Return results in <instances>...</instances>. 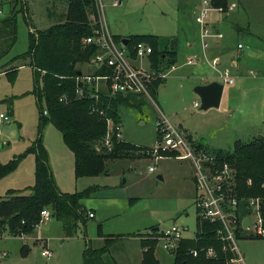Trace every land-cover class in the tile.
<instances>
[{
  "label": "rangeland",
  "instance_id": "obj_1",
  "mask_svg": "<svg viewBox=\"0 0 264 264\" xmlns=\"http://www.w3.org/2000/svg\"><path fill=\"white\" fill-rule=\"evenodd\" d=\"M64 1L20 0L15 9L16 40L6 53V42L0 35V70L16 68L0 74V113L9 116L8 121L0 123V164L17 161L16 166L0 178V197H5L9 190L30 192L35 182V154L25 152L40 140L59 191L73 194L88 186H97L89 198L80 200L86 209L93 210L95 217L87 218L85 227L78 221L72 235H67L62 223L52 215L49 221L38 224L34 232L27 236H11L4 232L0 235V264H83L86 247L103 246L104 239L98 238V225L103 236L120 237L106 259L115 257L120 263L134 264V247L138 242L132 236L136 233L148 232L152 227L161 231L173 224L187 226L186 237L193 236L196 231L194 167L191 160L171 156L155 159L143 149L156 145L158 135L160 137L157 133L158 120L166 117L177 128L180 123L184 124L197 139L214 142L213 147L221 148L224 152L233 150L235 140H252L264 132V0H227V4L236 2L238 7L228 13L211 11L206 17L207 26L212 15L221 17L220 30L226 37H231L235 46L239 41L244 47V93L242 85L240 89L230 92V102L242 106L238 107L242 109L236 110L232 116L228 112L230 104L226 110L224 104L218 109L207 110L194 106L195 101L200 105V98L194 92L198 84L194 83L197 73L193 72L192 67L198 63L211 67L210 61L213 59L197 54L189 56L198 58L193 64L185 59V31L179 29L177 21L184 13L183 7L177 3L181 0H154L156 5L153 6V0H131L130 7L118 13L110 0H101V15L113 38L112 33L116 30H127V36L156 32L162 36V44H166L168 37L175 34L179 56L181 60L185 59L186 65L168 71L158 85L157 97L152 96L151 92L150 97L136 94L130 99V105L119 107L121 128L120 135L115 137L142 147L133 152L134 158L108 160L106 174L79 178L74 174L73 153L64 143L61 133L49 121L41 124L39 105L44 108V102L38 103L34 93L42 88L41 75L36 82L29 59L20 58L28 51L29 33L54 24L56 19L48 16V9H53L55 4L53 11L57 13L63 8L61 5ZM0 2L1 21L11 13L14 5L6 0ZM122 4L125 7L126 0ZM214 4L221 5L215 1ZM146 6H151L149 14L143 13ZM160 13L165 16L161 17ZM189 20V30L196 32L199 24ZM199 36V33H194L190 38L193 49L201 46ZM195 40L198 41L193 43ZM116 42L119 44L120 41L117 39ZM212 43L213 40H210L209 44ZM229 61V58L223 57L216 69L211 68L217 77L227 70L229 78L236 82L238 69L233 68ZM145 65L149 66L148 60H145ZM218 79L225 86L224 94L229 93L232 83H226L220 77ZM105 119L106 133L94 145L97 152L103 153L111 149V143L107 145L106 140H111V128L114 126L111 118ZM180 132L189 143H198L196 138L193 139L183 130ZM171 152L182 154L180 150ZM149 165L154 167V171H147ZM244 206L249 207L247 202H244ZM45 208L51 214L50 206ZM244 232L243 236L236 237L242 264H264V238H255L251 230L246 232L245 229ZM23 246L26 247L25 252ZM43 250L50 251L49 258L41 255ZM154 253L159 264H173V253L164 250L160 241H157Z\"/></svg>",
  "mask_w": 264,
  "mask_h": 264
},
{
  "label": "trees",
  "instance_id": "obj_2",
  "mask_svg": "<svg viewBox=\"0 0 264 264\" xmlns=\"http://www.w3.org/2000/svg\"><path fill=\"white\" fill-rule=\"evenodd\" d=\"M14 8L0 21V35L5 39L6 51L12 47L16 40V15L15 9L20 0H6ZM216 4L226 5V0H215ZM65 4V5H64ZM63 8L55 13L48 9V16L55 18L51 26L29 33L28 51L20 58L29 59L33 69L35 81L41 75L42 88L34 91L37 102H44L40 108L41 124L49 121L61 133L66 146L74 156V174L77 178L98 176L106 174L108 160L121 158H134V153L140 147L117 140L115 128L112 127L113 136L110 140L111 149L107 152H97L95 143L106 133V119L111 118L114 126L119 124V107L130 105V99L136 94L118 93L114 96L104 95L102 92L92 94L94 89L81 81L84 73H90L91 67L87 66L97 52L93 44L83 42L84 38L93 34L99 24V10L96 0H65ZM129 48L139 41H146L152 46L149 62L152 69L167 70L173 66L176 52L173 41H165L157 35L135 34L129 37ZM114 39L121 41V37ZM85 66L86 71H84ZM16 69L15 67L8 70ZM7 70V71H8ZM81 71V75H78ZM95 70L93 75L98 74ZM163 78H156L150 85V92L155 96L156 88ZM83 90V95L77 94V89ZM44 110L47 112L44 114ZM158 133V131H157ZM159 138V135H158ZM196 149H202L219 159L218 164L227 163L235 170L236 189L239 197L259 200V214L264 228V137H255L252 140L234 141L233 150L224 152L221 148L209 147L202 143L190 142ZM145 151L149 150L147 148ZM35 154V182L30 187V192L9 190L5 197H0V235L8 233L11 236H27L32 234L41 223L40 212L45 206H50L52 217L59 220L67 235L75 233L77 222L85 225L88 210L80 200L90 197L97 186H88L81 192L73 194L62 193L56 187L51 175L47 153L40 140L29 147L25 154ZM24 154V155H25ZM160 156L176 157L175 152L164 151ZM22 155L21 157H23ZM17 164L16 160L6 165L0 164V178L11 171ZM133 199H131L132 201ZM251 207H243L240 218L249 215ZM239 223V222H238ZM219 223L200 220L196 218V231L191 237L182 238L175 251H173V264H225L233 256L226 241L217 236ZM156 227L141 234L142 245L147 249L142 253L139 264H159L154 248L157 243L155 236L158 234ZM245 231V229H244ZM239 224L236 237L244 235ZM247 232V231H246ZM98 235L103 236L98 225ZM255 238H264V235H252ZM115 238H106L100 248L86 247L83 252V264H106L105 255L109 252ZM212 248L213 255H207V250ZM196 249L194 256L191 250ZM23 251L26 247L23 246Z\"/></svg>",
  "mask_w": 264,
  "mask_h": 264
},
{
  "label": "built area",
  "instance_id": "obj_3",
  "mask_svg": "<svg viewBox=\"0 0 264 264\" xmlns=\"http://www.w3.org/2000/svg\"><path fill=\"white\" fill-rule=\"evenodd\" d=\"M201 6L195 17L197 23L200 24V40L202 48L209 45L212 37H222L219 32L213 31L206 25V17L209 12L217 11L227 13L236 7L235 2L226 5H215V0H200ZM98 2V1H97ZM117 4V1H114ZM98 5V4H97ZM2 13L0 2V14ZM84 43L93 44L97 47V52L91 58L87 66L91 67L89 74L84 73L81 76V81L88 84L89 88L94 89L92 94L97 97V92H102L104 95L114 96L118 93L127 94H145L150 97L149 85L156 78H165L168 71L152 69L149 62V55L152 53V46L146 41H139L129 48L121 41L119 44L109 33L104 20L99 17L98 27L93 30V34L84 38ZM241 47V44L238 45ZM197 57H190L188 63H195ZM145 60H148L149 66L145 65ZM211 67L216 69L218 60L215 58L210 61ZM99 70L98 74L93 75L94 71ZM220 77L224 82L231 84L232 78H229L227 70L220 73ZM78 95H83L81 88L77 89ZM194 106H199L197 101ZM47 112L44 110L43 112ZM9 120V116L0 113V123ZM116 131V136L120 135V124L113 126ZM112 129V128H111ZM157 131L160 137L156 145L147 150L157 159L161 157L160 153L164 151H181V155L177 158L190 159L194 167V186H195V208L197 217L200 220L219 223L217 228V236L226 241L228 248L233 252L225 264H242L243 258L236 244V230L238 225H241L240 218L241 209L244 207V198L239 197L236 189V173L226 162L218 164L219 159L214 155L202 149H196L187 141L180 130L173 126L166 117H161L157 122ZM109 141V142H108ZM106 140V144H110V139ZM148 172L154 171V167L149 165ZM251 212L248 216L249 223L246 231L251 230L254 235H264L262 226V218L259 214V200L257 198L245 200ZM248 207V208H249ZM90 217L93 213L89 212ZM41 222L50 219L51 214L47 208H43L40 212ZM239 222V223H238ZM187 226L173 224L170 227L157 231L155 236L157 241L162 243V248L169 252L175 251L179 241L186 238L184 233ZM191 237V236H190ZM188 238V237H187ZM195 256L197 250H191ZM41 254L47 258L51 255L50 251L43 250ZM212 248L207 250V255H213Z\"/></svg>",
  "mask_w": 264,
  "mask_h": 264
},
{
  "label": "crops",
  "instance_id": "obj_4",
  "mask_svg": "<svg viewBox=\"0 0 264 264\" xmlns=\"http://www.w3.org/2000/svg\"><path fill=\"white\" fill-rule=\"evenodd\" d=\"M96 1H98L97 4H98L99 15L103 19L102 15H101L102 10H103L102 2H101V0H96ZM110 1H111L110 2L111 6L113 8H117L116 9V13H118L119 10L126 11L130 7V1L131 0H126V6L125 7L122 4V2H124V0H116L117 4H114L115 0H110ZM162 2H166V0H162ZM177 3H178L179 6L183 7V11H184V13H182L179 16L177 21H178L179 29H182L183 31H185V46H187L186 54H185L187 56L185 57V59H189L190 58L189 56L191 54H197L199 56H202V55L205 56L206 55L208 58H211V59H215L216 58L218 60V64H219L221 59H223V57H224L226 59L229 58L230 59L229 64L233 68L238 69V72H237L238 76H237L236 82L234 81L230 85L229 93L224 94L225 86L223 85V92H222V96H221V100H220V105L224 104V109L225 110H226V107H228L229 104H230V106H229L230 108H229L228 112L232 116V114L234 112H236V110H241L242 109V108H238V107H242V106H239V105H236V104L230 102V100H231L230 92L232 90L240 89V87L242 85V89L241 90L244 93V89H243V84H244V74H243L244 73V47L242 45H241V47H238V45L240 44L239 41L236 42V46H235V44L232 42L231 37H226L225 34L220 30V27H221V24H222L221 17H219L217 15H214V16L212 15V18H210L209 21H208V24H209L208 26L213 31H216V32H219V33L222 32L223 34L222 33L221 34L223 36L220 37V38L212 37L210 39V40H213L212 45L209 44L206 48H202V45L200 46L198 44H195V45H198V49H193V45L194 44H192L190 38H191V36L194 33H197V34L199 33L200 34L201 26H200L199 23L195 22L196 20L194 19V14L196 13V11H199L200 6H201V1L200 0H197V1L196 0H181L180 2L177 1ZM226 4H227V0H226ZM151 5L152 6L156 5L154 0L151 2ZM121 7H124V8H121ZM236 7H238V4H236ZM150 9H151V6H146L145 10H143V13L149 14ZM160 16L164 17L165 14L164 13H160ZM188 18L191 19V21L193 23L199 24L198 25L199 29L196 32H194V31L192 32V31L189 30L190 29V24H189L190 20ZM237 30L242 33V31L239 28ZM36 31L34 30L32 32L35 33ZM126 31L127 30H116V32H114L112 34L114 36H119L121 38H128L132 34L127 36V34L125 35ZM155 33L151 32V33H137V34L157 35ZM174 33H176V32H174ZM120 35H122V36H120ZM174 35H170L169 36L170 38L168 37V39H171L173 41L172 45H173L174 50L176 52V59H175V62L173 64V66L168 68L166 71H170V70H173V69L174 70H178L181 66H185L186 65L185 62H184L185 59L181 60V57L179 56V51H178V46H177V41H176V35L175 36ZM158 37H160L162 39V36H158ZM199 38H200V36H199ZM196 41H198V40L193 41V43H195ZM162 42H163V39H162ZM200 43H201V40H200ZM83 67H85V66H83ZM7 70L8 69H6L4 71L0 70V74L3 73V72H6ZM192 70H193L194 73L195 72L197 73V74L194 75V78L197 79V80L194 81V83H196L198 85L207 84V83L212 82V81H218V82L220 81L218 79L220 76L219 77L216 76V73L212 71V68L209 66V64H207L206 66H205V64H201V63H198V65L195 64V65H193ZM249 71H251V70H249ZM178 75L179 74H176V76H178ZM163 79H165V78H163ZM157 88H156V93H155L156 97H157ZM242 97H244L243 94H242ZM220 105H219V107H220ZM231 107H233V108H231ZM226 118H228V117H226ZM178 129L179 130H183L184 133L190 135L191 137H193V139L196 138L190 131L187 130V127L184 124L180 123L179 126H178ZM261 137H264V132H262ZM197 140H198V143H202V144H204L206 146H209V147H213L214 144H215L214 142H206V141L204 142L203 139H197ZM178 159H183V158H178ZM87 210H88V213L89 212L93 213V216L89 217V218L95 217V213L93 212V210H89V209H87ZM49 220H47V221H49ZM83 227H85V225ZM141 234H143V233H136L134 236H132L138 242L137 246L134 247L135 248L134 252L136 254V258H135L134 264H139L140 263V261L142 259V253H143L144 250L147 249L146 246L142 245L143 239H147V238H142ZM100 237L102 239H104L103 241H105L106 238H109V237H105V236H98V238H100ZM119 239H120V237L115 238V240L113 241L110 249L112 248V246L115 243L118 242ZM102 245H104V242H103ZM109 252H110V250H109ZM108 253L106 255H108ZM106 255L104 257L106 264H125V263L118 262L115 257H111L110 260H107L106 259Z\"/></svg>",
  "mask_w": 264,
  "mask_h": 264
},
{
  "label": "water",
  "instance_id": "obj_5",
  "mask_svg": "<svg viewBox=\"0 0 264 264\" xmlns=\"http://www.w3.org/2000/svg\"><path fill=\"white\" fill-rule=\"evenodd\" d=\"M121 42L124 45H128L129 38H121ZM78 75H81V71H78ZM194 92L200 98V110H207L209 108H218L223 92V84L218 81H212L207 84L197 85L194 87ZM261 138V135L257 136ZM161 178V175H158ZM249 223L248 216L242 219V227L247 229Z\"/></svg>",
  "mask_w": 264,
  "mask_h": 264
}]
</instances>
